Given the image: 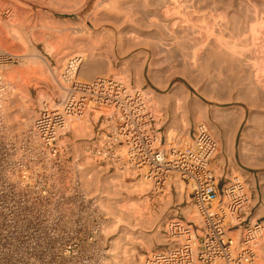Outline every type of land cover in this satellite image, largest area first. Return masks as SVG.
<instances>
[{
    "label": "rangeland",
    "instance_id": "374dc122",
    "mask_svg": "<svg viewBox=\"0 0 264 264\" xmlns=\"http://www.w3.org/2000/svg\"><path fill=\"white\" fill-rule=\"evenodd\" d=\"M147 1L0 0V27L4 30L13 20L20 35H25L24 45L18 42L20 47L15 43L7 49L20 60L5 69L21 70L24 61H35L16 86L33 103L40 94L48 97L38 103L34 118L44 101L54 106L62 98L66 85L60 74L66 61L78 54L74 52L84 54L78 74L86 77L83 81L108 76L144 93L150 89V103L154 95L159 102L156 126L167 141L184 139L201 122L210 127L220 142L212 168L227 159L233 166L230 177L246 178L256 208L251 218L263 214L264 224V0ZM120 4L126 8L125 17ZM5 6L12 9L11 16L3 12ZM110 69L116 74H109ZM11 92L7 122L18 132L22 122L17 119L24 114H20L19 91ZM95 118L91 114L75 121L80 128L74 132L70 120L60 140L72 142L83 169L81 181H102L96 191L84 182L82 188L96 199L105 191L109 196L105 206H111L107 211L100 207L106 218L120 215L126 223H118L113 233L106 234L104 264L112 259L109 243L119 230L124 234L119 237L116 263L143 264L150 250L166 243L162 235L166 218L182 212L186 220L198 224V217L182 184L178 193L172 186L156 193L146 181L141 186L142 179L101 173L85 164L79 148L91 135ZM259 246L264 247V236ZM257 257L251 264L258 263Z\"/></svg>",
    "mask_w": 264,
    "mask_h": 264
},
{
    "label": "built area",
    "instance_id": "2783aa9c",
    "mask_svg": "<svg viewBox=\"0 0 264 264\" xmlns=\"http://www.w3.org/2000/svg\"><path fill=\"white\" fill-rule=\"evenodd\" d=\"M12 13L9 6L3 8ZM20 56L0 50V264H102L108 236L104 210L82 188L72 142L61 141L69 120L96 115L91 135L79 148L95 171L139 178L156 193L180 185L198 224L177 212L166 218V243L143 264H251L264 224L251 219L246 178L228 177L225 159L212 168L220 142L198 123L184 139L167 141L141 88L106 76L75 77L82 60L72 57L60 74L61 99L43 102L27 132L7 122L11 91L5 68ZM97 114H94V113ZM35 137V140L32 138ZM88 178L91 174L86 175Z\"/></svg>",
    "mask_w": 264,
    "mask_h": 264
},
{
    "label": "bare ground",
    "instance_id": "6f19581e",
    "mask_svg": "<svg viewBox=\"0 0 264 264\" xmlns=\"http://www.w3.org/2000/svg\"><path fill=\"white\" fill-rule=\"evenodd\" d=\"M80 1V0H79ZM119 1V0H118ZM138 1V0H137ZM145 1V0H144ZM96 2V1H95ZM112 2V4H113V1H111ZM115 2H117V1H115ZM146 2H148L147 0H146ZM104 3V2H103ZM126 3V2H125ZM125 3H123V4H125ZM72 4H74L73 2H72ZM79 4V3H78ZM123 4H120V6H119V10H123L125 7L123 6ZM139 4V3H138ZM146 4V3H145ZM148 4H150V3H148ZM148 4H147V6H148ZM152 4V3H151ZM114 5V4H113ZM117 5V4H116ZM131 5V4H130ZM74 6H75V4H74ZM78 6V5H77ZM80 6V5H79ZM101 6V5H100ZM118 6V5H117ZM145 6V5H144ZM76 7V6H75ZM116 7V6H115ZM146 7V6H145ZM144 7V8H145ZM149 7H151V6H149ZM81 8V7H80ZM110 8V7H109ZM127 8H129V7H127ZM131 8V7H130ZM129 8V9H130ZM75 9V8H74ZM95 9V8H94ZM112 9V8H111ZM113 9H116V8H113ZM126 9V8H125ZM124 9V13H125V15H124V17L126 16V10ZM150 9V8H149ZM78 10V9H77ZM92 11V10H91ZM129 11V10H128ZM128 11H127V13H128ZM12 14V13H11ZM11 14L9 15V16H11ZM89 17V16H88ZM123 17V16H122ZM124 19V18H123ZM126 20V19H125ZM125 20H124V22H125ZM128 20V19H127ZM16 21V20H15ZM11 22H13V20L11 21ZM10 22V24H9V26L7 25H5V26H3V28H4V30L0 27V29H2V30H0V46H4L6 49H4L3 51H5V52H8V53H11L12 51H10L9 52V50H12V49H10V48H12V47H15L14 45H15V43H18V42H21L20 44H22V45H24V42H23V40L25 39L24 38V36L22 37L21 35H20V33L21 32H19V29H16V27L18 26L17 25V22H14V23H11ZM19 22V21H18ZM122 22H123V20H122ZM125 23H127V22H125ZM66 24V23H65ZM79 24V23H78ZM3 25V24H2ZM25 33V32H24ZM22 34V33H21ZM22 38H24L23 40H22ZM121 41V40H120ZM23 42V43H22ZM20 44L18 43V45H17V47L19 46L20 47ZM3 47V48H4ZM0 49H2V48H0ZM7 49H9V50H7ZM74 53H78L77 55H75L76 57H80L81 58V60L83 61V53L81 54L79 51L78 52H74ZM11 54H14V53H11ZM16 55V54H15ZM85 57V56H84ZM24 63V69H21V70H15V69H8V70H6L5 71V73H6V76H7V80H8V84H9V88H10V91H15V90H18L19 92H17L18 94H19V98H17V99H19V102H20V112H22V113H20V114H24V115H22V117H20V118H18L17 119V121L18 122H22V125H21V128H19L18 129V132H27V130H29L30 129V127H31V125H32V122H33V119H34V117H33V115H32V113L34 112L35 113V108H36V106L38 107V103L40 104V102L42 101V99H47L46 97H44V96H41V95H43V94H40V96L38 97L39 99H38V101H37V104L36 103H33V102H31V100H30V97H29V94L28 93H26V92H24V91H21L19 88L17 89V87H18V84L17 83H20V79L19 78H22L21 77V74H23V73H25L26 71H28V70H30V68L32 67L33 68V65L32 64H35V61H33V60H29V61H24L23 62ZM59 63V62H58ZM22 66H23V64H22ZM81 67V66H80ZM22 68V67H21ZM31 68V69H32ZM53 72H54V70H53ZM55 72H56V70H55ZM79 72H80V70H79ZM79 72H78V74H79ZM29 73V72H28ZM27 73V74H28ZM109 74H116V72L113 70V69H110L109 70V72H108ZM53 74V73H52ZM51 74V75H52ZM76 75V79L78 80V81H83L84 79L82 78V76L81 77H79V75ZM82 74V73H81ZM24 75V74H23ZM22 75V76H23ZM20 76V77H19ZM86 76V75H85ZM24 77V76H23ZM53 77V76H52ZM51 77V78H52ZM30 78V77H29ZM257 79V78H256ZM86 80V79H85ZM28 82V81H27ZM17 86V87H16ZM146 92H145V95L149 98V97H151V95H152V91H150V89H148V90H145ZM151 92V93H150ZM11 93H14V92H11ZM39 95V94H38ZM37 95V96H38ZM154 95V94H153ZM155 96V95H154ZM154 96H152L153 97V101L150 103V107H151V110H152V113H153V115H154V117H155V119L157 120V119H159V116H161V115H159L160 113V110H159V102L157 101L158 99H156V97H154ZM18 102V101H17ZM36 102V101H35ZM162 102V101H161ZM164 102V101H163ZM165 104V103H164ZM51 107H52V105H51ZM240 108V107H239ZM33 113V114H34ZM237 114V113H236ZM84 119V118H83ZM16 121V122H17ZM71 121L69 120V122H68V124H67V127H66V129L68 128V126H69V123H70ZM83 123V122H82ZM238 125V124H237ZM82 126V125H81ZM71 128H72V130H73V132L75 131V130H79V123H75V121H73V123H71V126H70ZM79 127V128H78ZM14 130V129H13ZM167 131V130H166ZM170 132V131H169ZM76 134V133H75ZM63 135H65V132L63 133ZM34 140H35V137H32ZM79 159V158H78ZM77 165H78V163H77ZM80 165V164H79ZM78 165V166H79ZM81 168V167H80ZM214 168V167H213ZM216 169V170H215ZM214 170L216 171V174H217V176H219V171L217 172V168H215ZM80 175H81V173H80ZM229 177L231 176L230 174L228 175ZM234 176H236V178L237 179H239L240 178V176H238V175H234ZM233 176V177H234ZM233 177H230V178H233ZM80 178H81V176H80ZM94 179V178H93ZM85 180V181H82V182H84V185L85 186H88L89 187V189H93L94 190V188H95V191L96 190H98V189H101V183H102V181H101V183H100V179H94V180ZM147 183V182H146ZM83 184V183H82ZM139 184V183H138ZM138 184L136 185V186H138ZM140 184H142L141 186H144L145 185V182H144V180H143V182L141 181L140 182ZM149 184V183H148ZM150 185V184H149ZM146 186V185H145ZM150 189H152L151 188V186H150ZM104 190V189H103ZM101 192H102V190H101ZM101 192H100V194H101ZM103 194L101 195V196H99L97 199H96V201L98 202V204L100 205V206H102L103 208H104V210L105 211H107L108 209H110V208H107V206H109L110 205V203L109 204H107L106 206H105V199L106 198H108L109 196H107L106 194L107 193H105V191L104 192H102ZM104 193H105V195H104ZM110 199V198H109ZM111 206V205H110ZM112 208V207H111ZM109 212V211H108ZM258 212V211H257ZM117 213V212H116ZM119 213V212H118ZM259 213V212H258ZM120 214V213H119ZM114 216V215H113ZM113 216H112V218L109 220V218H107L106 219V221H105V223H104V226H103V231H104V233L105 234H109V233H113L114 232V230H115V228L119 225L118 223H122L123 225L124 224H126L125 222H124V220H123V218L119 215H116V217H114L113 218ZM252 220H253V218H251ZM121 229H123L122 227H121ZM125 229V228H124ZM123 233V232H122ZM124 234V233H123ZM123 234H120V230H119V233H118V235L117 234H115L114 235V237H113V240L109 243V245H110V248H109V250H108V252H111V255H113L112 256V259L110 260V261H108L109 263L108 264H117L116 263V257H115V253H116V249H117V247H118V244H119V242H121V244H122V241H121V239L119 238L120 237V235H123ZM154 237V236H153ZM158 237V236H157ZM160 239V238H159ZM123 240V239H122ZM123 247H124V245H123ZM122 247V248H123ZM123 249H126V248H123ZM257 255H258V263H256V264H264V247H260L259 246V248H258V250H257ZM105 259V258H104ZM125 260H127V259H125ZM124 261V260H123ZM122 262V261H121ZM125 262H128V260L127 261H125ZM125 262H124V264H125ZM129 263V262H128ZM127 263V264H128ZM131 263V262H130ZM129 263V264H130ZM253 263V262H252ZM102 264H104V260L102 261ZM123 264V263H122Z\"/></svg>",
    "mask_w": 264,
    "mask_h": 264
},
{
    "label": "crops",
    "instance_id": "0c3cea01",
    "mask_svg": "<svg viewBox=\"0 0 264 264\" xmlns=\"http://www.w3.org/2000/svg\"><path fill=\"white\" fill-rule=\"evenodd\" d=\"M233 160L235 161V162H237V157H236V155L234 154L233 155ZM254 184H256V181L254 180ZM256 209V208H255ZM255 209H254V212H255ZM263 212H264V210H263ZM263 216V214L261 215V216H259V217H262ZM259 217H257V218H259Z\"/></svg>",
    "mask_w": 264,
    "mask_h": 264
}]
</instances>
